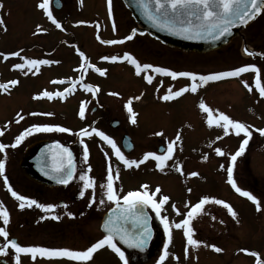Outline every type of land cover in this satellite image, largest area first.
<instances>
[{
	"label": "rangeland",
	"instance_id": "1",
	"mask_svg": "<svg viewBox=\"0 0 264 264\" xmlns=\"http://www.w3.org/2000/svg\"><path fill=\"white\" fill-rule=\"evenodd\" d=\"M0 2L3 5L0 7V17L4 21V25L0 26V53L9 54L20 51L21 56L26 59L52 61L50 64L39 66L38 71L35 69L28 70L27 68L20 70L13 67L16 63H23L20 57L9 55L8 59L5 60L3 56H0V83L8 85L7 91L0 90V130H3V135H0V143L8 146L5 150L6 156L4 153H0V159L5 160L4 176L8 180L15 179L18 171V161L21 158V155H17L16 151H22L27 147L30 141L29 136L36 139L59 134L62 140L69 138L70 141H73L78 137L77 132L83 128L91 127L93 122V119H90L91 111L97 105V101L103 104L104 108L102 112H96L95 116L117 117L122 120L124 116L128 115L125 105L131 99V105H137L135 108L137 107L140 114L146 118V121L143 122L146 125L143 129L144 139L143 137L139 139L138 135L136 137L134 135L135 129L129 128L130 133L139 142L138 150L131 157H137L142 152V148H145L147 152L157 154V148L160 144L164 145L166 143L167 146V141L169 143L174 141L177 153L176 163H184L187 155H194L193 158L199 155L197 156L198 159L203 157V160L194 163V165L198 164L194 168L198 171L201 170L203 174L199 185L209 186L210 191L229 203L237 213V216L233 218L223 206L213 203L208 204L207 210L211 211V214L209 213L206 217L200 215L193 220L194 238L203 241L207 245H215L222 251L216 252L214 248L206 247L204 244L199 247L188 246L186 237L178 234L174 236L175 245L179 248V253L181 248L185 252V254L184 252L181 254L183 259L181 263L257 264L258 259L264 261V136L256 131V129H264V97L259 95V91L252 81L253 75L251 72H245L244 75L238 77L239 79L233 81H222L221 86L212 91L215 97L213 99H216L217 102L209 100L210 102L206 104L213 110L211 129L215 130L209 132L208 125L207 132L205 127L193 117L191 111L192 100L194 99L191 97L193 96L183 93L170 101L162 100L161 97L165 91L159 88L158 85L155 86V82L147 83L144 78L145 75L138 78L132 69L123 66L112 67L109 63L110 60L102 59L104 56L120 57L122 54H114L107 45L103 44L101 46L94 43L90 33L92 30L89 28L72 27V24L80 20L91 22L94 19V23H103L104 25L111 23L106 0H84L83 14L76 8L68 14L64 11H54L56 19L60 23H64L65 33H62L60 28L42 17V10L37 6L41 0H0ZM67 2H65L66 5ZM78 3H80V0H77V5ZM113 7L115 23L120 26L122 23H128L129 28L137 24L122 0H113ZM262 18H264V15L258 21ZM260 25L261 23L258 22L250 25L239 41L245 43H241V47H245L243 48L244 51L248 49L253 53L259 52L263 54L262 56H250L243 50L244 53L242 54L237 50V47H232L231 49L222 50L221 53L211 54L201 59L195 56L191 57L189 54L181 55L164 49L147 37V41L142 47V55L139 57L142 61L146 59L148 63L162 64L166 67L171 66V63H176L177 70L183 71H186L187 62L188 65L189 62L196 63L199 68L205 63L206 71L212 72L231 71L236 67L252 64L253 61L264 65V26L261 27V33L257 34V39H254ZM127 32L125 26V29L123 28L119 35L123 36ZM74 35L79 38H77V43ZM104 35L105 37L109 35L108 30L107 34ZM80 52L84 53V57L80 56ZM178 59L180 60L178 61ZM182 62L183 66L181 65ZM85 63L100 69H106V74L102 76L92 67L83 68L81 71V66ZM188 65L187 69H189ZM189 66L191 68V65ZM261 73V85L264 86V66ZM13 79L18 80L19 83L14 86L11 85L9 82ZM65 82H72V84H63ZM245 82L252 88V91L248 90ZM84 84L98 87L99 92L93 94L85 90ZM69 88L72 91L65 92V89ZM214 88L210 87L211 90ZM175 89L178 90V88ZM172 90L174 91V89ZM44 91L64 92L63 97H54L53 99L57 98V101L66 99L65 101L69 102L66 105H59L54 103L55 100L51 101L46 97L35 98ZM110 93H118V95ZM135 97H139V99H135ZM82 102H87V112L85 110V124L80 125L82 119L78 113ZM220 112L236 121L245 123L249 126V131L252 132L244 153L237 158L234 164L231 161V155L239 149L244 137L243 134L236 135L233 130H229V133L225 135L223 128L216 126V118L213 117L219 116ZM32 113L37 115H32ZM48 113L52 115H48ZM20 116H23V119H20ZM205 116H208V114L205 113ZM45 123L67 127L72 132L34 133L27 136L17 147H11L15 143L16 136L21 135L27 128L35 124ZM104 126V130L108 129L106 124ZM155 130H162V134L167 132L169 139L168 137L167 139L161 138L160 141L150 137ZM218 131H221V133ZM177 134L180 135L179 141L175 139ZM93 136L94 133L91 136L83 137L87 138V140H83L89 150L87 164L97 166L95 163L99 161L100 167H92V170L98 171L95 173L96 175L101 174L100 179L104 184L106 183V169L109 162L108 153L99 148L100 146L97 145ZM78 138L77 147L81 151L83 145L80 143L81 138ZM216 148H220L224 155H218L215 151ZM81 153L82 163L85 164L83 151ZM205 157L207 158L205 159ZM220 165L221 180H219L220 172L217 170ZM229 167L233 168V179L236 181L237 186L242 190L250 191L259 199L261 202L260 211H257L253 202L237 193L228 183L227 169ZM93 177L98 183L99 176ZM143 179L152 185L159 182L165 183V186L176 194L172 205L177 203L175 206H178L181 211L186 210L189 200H195V197L192 198L190 194V192L194 195L197 194L198 185L194 181L180 187L177 177L165 179L158 174H154L150 169L146 171ZM3 181V176H0V183L3 184ZM122 181L125 183L126 189L133 185L129 183L125 176H122ZM178 188H180L182 197L178 196ZM101 189L105 190L104 188ZM153 190L154 187L150 189V194L153 193ZM102 193H105V191ZM98 208L100 210L99 202ZM38 221L39 226L43 224L42 226L48 234L53 233V224L49 225L50 218H44L42 221L38 219ZM81 221L83 222V225H81L83 227L82 233L79 232L76 236H73L75 239L71 238L68 244L77 246L79 237L89 236V232L92 233L95 219ZM96 221L98 224L99 219ZM24 229L25 226H23L20 233H23L21 235L25 241L26 232ZM38 230L37 226L35 232ZM38 234L41 233L33 235L37 243L40 244L47 239V236ZM95 235L96 232L93 230L92 237L98 238V235ZM47 244L49 245V241ZM251 252L258 253V256L251 255ZM159 257L148 259L145 264H159ZM113 264H123L116 253ZM129 264L131 263L129 262Z\"/></svg>",
	"mask_w": 264,
	"mask_h": 264
},
{
	"label": "flooded vegetation",
	"instance_id": "2",
	"mask_svg": "<svg viewBox=\"0 0 264 264\" xmlns=\"http://www.w3.org/2000/svg\"><path fill=\"white\" fill-rule=\"evenodd\" d=\"M68 1V2H67ZM67 2V5L66 3ZM83 3L84 0H80V3H78L77 5V0H52V4L50 5L51 10L53 11L54 16L56 17L54 11H64V13L68 14L71 13V11H74L75 8L79 11L82 12V14L84 13L83 10ZM107 3V9L109 10L108 7V0H106ZM78 6V7H76ZM67 7V8H66ZM113 0H111V23H107L106 25H104L103 23H94V19L91 22H84V21H76L74 24H72L73 28H80L81 26L84 28H89L90 33H91V37L92 40H94L93 42L96 43L97 45H101L103 46V44L111 50L112 49V53L114 54H122L120 57H118V60L116 62H113L110 60L109 63H111L112 67H125V68H130L135 72V68L133 65H131L130 63H128L127 61H123L122 58L124 56L125 53L131 54L132 56H134L141 64L143 63H148L145 59V61H142L140 59V55L141 51L143 50L142 47H144L145 43H146V39L148 37L149 40H151L153 43L158 44L160 47L167 49L169 51H174L176 53H179L181 55H185V54H189L191 57L195 56L196 58H206L208 55L211 54H218L221 53L222 50L225 49H231L232 47H237V50L239 52H242V54L245 52L243 50V48H245L243 46V48L241 47V43H243V41H239V39H241V36L243 35L244 31H239L235 34V36H233V38L231 39L230 43L225 46V47H220L217 50L214 51H210V52H198V51H194V50H188L185 51L181 48H177V47H171L168 45L163 44L161 41L151 37L149 35V33L142 28L138 23L133 27L129 28V24L128 23H122V25L120 26L118 23H115L114 20V13H113ZM42 17L45 19H47V21L49 20L47 18V16L44 14L43 10L41 11ZM264 15V12L261 13V15L255 20V22L253 23H261L259 31L256 33L254 39H257V34L261 33V27L264 26V18H262L261 20L258 21V19L260 17H262ZM50 21V20H49ZM51 22V21H50ZM83 22V23H81ZM93 22V23H92ZM62 25V27L60 28L62 33L66 32V28L64 23H60ZM115 24V29L113 27V25ZM126 26V31H128L125 35L120 36L119 33L120 31L123 30V28L125 29ZM123 27V28H122ZM107 30H108V34L110 35H106L105 37V33L107 34ZM133 31H135V35L133 36V39L131 40H124L125 37L132 35ZM75 37V35H74ZM78 36L75 37L76 39V43L78 42L77 40ZM79 39V38H78ZM109 40H124L123 43H119V44H108V43H104L103 41H109ZM75 43V44H76ZM245 44V43H243ZM244 52H243V51ZM253 52V51H252ZM263 54L256 52L255 56H262ZM254 56V55H252ZM180 59H178L179 61ZM177 62V59L175 60ZM254 62V63H253ZM252 64L256 65V67H258L260 69V83H261V69H263L264 65H260V63L253 61ZM152 64V63H150ZM154 65V64H152ZM171 66H163L162 64H156L154 66H160V67H166L169 68L170 70L173 71H183V70H177L176 68V63H171ZM181 65L183 66V62L181 63ZM187 65L188 62L186 64V71L189 72H193L196 73L198 75H208V74H213V73H217V72H221V71H206L205 68V63H203L202 66H200V68L198 66H196V63H191L189 62L188 68L187 69ZM203 68V69H202ZM251 72V74L253 75L252 77V81L256 86V76L257 74L255 72L252 71H248ZM146 74H152L153 75V81L155 82V86H159V88L163 89L164 94L166 93V91L168 90L169 87H171L172 89H174V91H176L177 89L175 88H182L185 86H189L191 85L192 81H190L188 78H184V77H180L177 78L175 80H173L171 77L168 76H164L161 74H156V73H144L142 72L140 75L136 76L138 78L142 77L143 75ZM241 75H244V73H242ZM239 77V76H238ZM238 77L236 79H238ZM145 78V77H144ZM234 80V79H233ZM233 80H228V81H233ZM221 79L220 80H216V81H208V82H199L197 81L196 83L198 84V89L195 93L191 92L190 90L188 92H185V94H189L194 98L192 100V105H191V111L193 113V117L196 118L198 120V122H200V124H202L206 131L208 132V116H205V112L199 107L200 103L203 101L205 104L209 103L211 100L213 102H217L213 92L214 90H216V88L218 86H221ZM68 83V82H65ZM64 83V84H65ZM210 87H215L213 90L210 89ZM92 100H96V99H92ZM210 100V101H209ZM69 101H54V103H58L59 105H66ZM135 106L137 105H131L133 111L136 113V123L133 124L131 123V119H130V114L127 110V107L125 105L126 111L128 113V115L124 116L123 119H118L117 117H109V116H95L94 114L98 111L103 110L104 105L99 103V101H97V105L93 107L92 109V115L90 116V119H93V122L91 123V127H89V131H91L92 128H95L97 130L103 131L106 135L110 136L116 143L117 140V146L120 148L121 152L124 154V156L128 159H133V160H142L144 155L147 153V151L145 150V148H142V152L137 155V157H131L133 155V153H135L136 150H138V141L136 140L135 136L141 139V137H143L144 139V134H143V129H144V123L146 121V118L143 117V115L140 114V110H137V107L135 108ZM135 108V109H134ZM87 112V109H86ZM213 118L218 119V115ZM86 118L84 117L81 121L80 125L85 124V120ZM100 123V125H99ZM141 123V124H140ZM153 123V122H152ZM193 124H195L194 122H192ZM102 124V125H101ZM107 125L108 129H105L104 125ZM148 124V121H147ZM152 125V124H151ZM154 125V124H153ZM104 126V127H103ZM202 126V127H203ZM81 127V126H80ZM142 127V128H141ZM129 128H134L135 129V136L132 135L129 131ZM195 128V127H194ZM204 129V128H203ZM210 131L209 132H214L215 129H211V126H209ZM142 131V132H141ZM154 134H152L150 137H154V139L160 140L161 138L167 139V135L168 133L165 132L162 135H156V133H162V130H155L153 131ZM151 132V133H153ZM219 133H221V131H218ZM118 135V137H117ZM128 137L130 142L129 145L130 147H128L127 149H125L122 145V141L124 137ZM96 140V143L98 146H100L99 148H101L102 150L107 151L108 153V158H109V162L111 163V166L113 168V173L115 175V172L118 170L119 172V179H116L114 181V186L117 190L118 195H120L121 197L126 194L129 191H133V190H140L141 186L144 184H147L149 186V191L150 189H152V187H154L153 192H155V189L157 187L160 188V193L156 194V200L157 202L160 201V199H162V197L164 195H167L170 199L168 200L167 203H165L161 209V215L157 216L155 211L149 206L147 207V211L148 214L150 216V226L152 229V238L149 241L148 247L143 249V250H136V249H125L123 247L120 246L119 243H117V246L120 247L124 252L126 257H128V261L131 264H145L148 259H156L159 256L163 255L164 253V246L167 244L168 245V256L165 258V260L163 261V264H182L181 261L182 256L181 254L184 252L183 249L181 248V252L179 253V248L177 247V245H175V239L174 236L181 234L183 237V229H176L174 227V223H178L180 221H182L183 219L186 218L185 214L186 212L190 209V207L194 204H196L197 202H199V200L203 197H214L217 199H221V197L219 195H216L213 191H210L208 188L209 186L205 185V186H200L199 185V181L202 180L203 178V174L200 171H198L196 168H194L195 166H197L198 164L194 165L195 162H198L200 160H203V157L201 159H198L197 155L195 158H193L194 155H190L186 157L185 162L184 163H176V148L173 145L174 151L172 154V158L167 160L165 162V166L163 168V171L160 170V168L157 167V162L149 159L147 161H145L144 163H141L139 167H135L133 166L132 168H127L123 165V163L117 158V156L115 155L114 150L111 148V146L101 140L98 136H96L94 134L93 136ZM30 141L27 145V147L22 150V151H16L17 155H21L20 160L18 161V171L17 174L15 176L14 180H8V183L12 186L13 190L17 191L19 194L25 195L26 197L32 198L37 200L40 203L43 204H55L57 205L56 211L55 213L49 214V213H45L43 212L41 209L36 208L35 206L29 208V207H25L23 210H21L17 205L18 202L15 200V198H13L11 196V194L9 193V191L7 190V185H5L4 181L3 184L0 183V201L3 202L4 206L7 208V210L10 213V222L8 225H3L2 223V219H0V226H4L6 227V230L9 232L10 234V239H16L21 246H43V247H50V248H68L71 250H86L89 246H91V244L97 242L99 239L103 238V236L105 235V233L103 231H101V224H102V219L103 217L114 207L116 206L114 203L109 202L107 200V197L105 195L104 192L105 190L101 189L103 188V181L100 179L102 176L100 175H96L95 173L98 171H93L92 167L94 168H98L97 166L100 167V163L99 161H96L95 164L96 165H85L82 163V151L83 148L80 149L77 147L78 146V141L79 138L76 137L75 140L70 141L71 139H65L62 140V137L59 134H53V136L51 137H43V138H33L30 137ZM78 138V139H77ZM85 140H87V138H83ZM91 139V138H89ZM169 139V137H168ZM50 141L53 143H60L66 147H68L72 153H73V157L76 163V178L73 179L72 181H70L67 185H62L59 183H54L52 184L53 186H47L44 184H39L29 178H27V176L24 175L23 170L21 168V162L24 158L25 152L27 150V148L29 146H31L32 144L39 142V141ZM169 142L167 141V146L166 143L164 145H159L157 148V155H164L166 154V149L168 147ZM163 147L164 150L163 152H159V149ZM178 160V158H177ZM187 161V162H186ZM108 162V164H109ZM88 163V162H87ZM91 167V172L90 175L92 176H99V182L97 183L96 180V187L95 190L93 192V190L89 189L87 191H85V194L83 196L80 195L81 191H84L83 186H82V182L79 180V175L82 173V171L86 170L88 167ZM102 166V165H101ZM149 169L151 170V172H153L154 174H158L160 176H162L163 178H169L171 179L172 177H177L179 179V186L182 187L187 185V183H190L192 181H194L197 185V194H193L190 191L191 197H195V200L191 199L188 202V205L185 211H181V209L177 206L176 209H179V215L177 214V212L173 209L172 207V203L173 199L176 198V194L173 193L170 188L165 186V183H157L155 185H152L151 183L147 182L144 178V174L146 173V171H149ZM96 170V169H95ZM107 170V169H106ZM220 174H219V180H221V165L220 167L217 169ZM192 172H197L198 175L197 176H192L191 173ZM16 173V171H15ZM92 176V177H93ZM107 176V174H106ZM122 176H125L126 179L129 181L130 184H133L130 186L129 189H126L124 186L125 183L122 181ZM94 178V177H93ZM139 180V181H137ZM142 180V181H141ZM129 184V185H130ZM210 191V193H209ZM178 196L182 197V194L180 192V188H178ZM95 196V203L92 202V197ZM103 199L105 202L103 204H101L99 201ZM8 202V204H7ZM98 202L100 203V210L98 208ZM109 203V205L107 206V204ZM122 203V201H121ZM177 203H175L174 205H176ZM210 204V203H208ZM208 204L205 205V208L203 210L202 213L198 214L197 216H208V214H211V211L209 212L207 210L208 208ZM214 204V203H213ZM64 205H67V207L65 208ZM103 205V206H102ZM105 205V206H104ZM169 205V207H167ZM100 211V214H99ZM73 213V216H69L67 213ZM58 215L59 216V220H53L50 218V222L49 225L53 224V233L48 234L47 230H44L45 228L42 226L43 224H41L39 226V221L38 219H40L41 221L44 220V218H49L50 215ZM206 214V215H205ZM100 216V217H99ZM167 217L171 226V231H172V241L171 243H169V238H168V233L165 232L164 229V225L161 222V217ZM195 216V218L197 217ZM211 217V216H210ZM99 219V223L97 224V221ZM194 218V219H195ZM88 220V219H95V223L93 226V230L96 232V235H98V238H93L92 234H93V230L92 233L89 232V236H85V237H79V242L77 246H74L73 244H68V242H70L71 238L75 239V237L79 232L80 234L82 233L81 230L83 227H81V225H83L81 220ZM193 219V220H194ZM172 221V222H171ZM194 224V222L192 221V225ZM23 226H25L24 231L26 232V236H25V241L22 238L23 233ZM38 226L39 230L37 232H35V228ZM35 227V228H34ZM35 233H41L38 235H45L47 236L46 240H43L42 243H37L35 241V239L33 238V235ZM194 233H195V229H194ZM22 234V235H21ZM55 236V237H54ZM49 241V245L47 244ZM3 238H0V243H3ZM25 242V243H24ZM47 244V245H46ZM184 248V247H183ZM187 253V252H186ZM185 254V252H184ZM183 254V255H184ZM185 256V255H184ZM114 257H115V253L108 248L107 246H104L103 248L97 250L94 254L91 260L87 261V262H79V261H73V260H69L67 258H54V259H48V258H40L37 257V259L35 261H33L30 257V255H24L21 254V264H113L114 261ZM2 260V261H1ZM0 264H15V257H14V250L9 249L8 251V255L6 256H2L0 257ZM160 264V262H159Z\"/></svg>",
	"mask_w": 264,
	"mask_h": 264
},
{
	"label": "snow or ice",
	"instance_id": "3",
	"mask_svg": "<svg viewBox=\"0 0 264 264\" xmlns=\"http://www.w3.org/2000/svg\"><path fill=\"white\" fill-rule=\"evenodd\" d=\"M143 2V0H142ZM155 4V10L150 8L149 4ZM52 4V0H41L38 3V8L43 10L44 14L47 18L54 24L57 28H61L62 25L56 19L51 10L50 5ZM2 2H0V7H2ZM146 14L148 18L153 21V23L157 24L159 27L166 28L169 31H173L177 35H184L188 39H197L203 38L205 35L211 36L213 39H220L222 37L228 36L231 34V29L237 23L246 24L249 20L254 19L258 14L264 12V0H149V3H145L144 5ZM109 14L111 15V0H108ZM193 18L198 23H193ZM177 22L179 25L177 26ZM83 23V22H81ZM4 25L3 18L0 17V26ZM115 29V24L113 25ZM6 30V27H5ZM135 35V31H133L132 35H129L124 38V40H131ZM124 40H109L103 41L108 44H119L123 43ZM246 53L250 56L255 55L252 51L245 49ZM20 57L23 60V63H16L13 65L15 69L24 70L27 68L28 70H39V66L47 65L52 63V61L46 59H26L21 56L20 51H14L9 54L0 53V56H3L5 60L8 59V56ZM80 56L84 57V53L80 52ZM86 59V58H85ZM104 60H111L116 62L118 60L117 56H104L102 57ZM123 61H127L131 65L134 66L135 72L137 75H140L142 72L144 73H156L164 76L171 77L173 80L184 77L188 78L192 81L190 87L185 86L176 91H173L171 87L168 88L167 92L161 97L164 101H170L174 98L181 96L183 93L188 92L189 90L195 93L198 89L197 81L199 82H208V81H216L222 78L229 77H238L242 73L252 71L257 74L256 76V87L259 91V95L264 97V86L260 83V69L256 67L254 64H248L245 66L236 67L231 71H222L208 75H198L189 71H173L166 67L154 66L150 63L141 64L134 56L131 54L125 53L122 58ZM92 67L94 70L100 75L106 74V69H100L95 67L94 65H90L85 63L81 66V71L83 68ZM145 79L147 83L151 84L153 81L152 74H146ZM11 85H17L19 83L18 80H11L9 82ZM245 86L248 87L249 91H252V88L247 85L245 82ZM85 90L92 92L93 94L99 92L98 87H94L93 85L85 84ZM8 85L4 83H0V90L7 91ZM72 89H65V92H71ZM112 95H118V93H110ZM64 92H49L44 91L41 94H38L35 98L40 99L46 97L51 100L54 97H63ZM135 99H139V97H135ZM132 100L130 99L127 102V110L130 114L131 123L135 124L136 121V113L133 111ZM87 107V102H82L79 109V116L81 119L85 117V110ZM199 107L208 114V125L212 126L213 124V110L205 104L203 101L200 103ZM32 115H37L36 113H32ZM48 115H52L48 113ZM23 119V116L19 117ZM18 122V121H17ZM216 126L223 128L225 135L229 133V130H233L236 135L243 134L242 143L239 149L235 152V154L231 155V161L233 164L236 162L237 158L240 157L244 151L245 146L249 143V138L252 136V132L249 131V126L243 122L236 121L224 114L223 112L219 113L218 119L215 121ZM257 132L261 136H264V129H256ZM71 133L72 130L67 127L53 125V124H35L32 127L27 128L21 135L16 136L15 143L11 145V147L15 148L29 135L34 133ZM98 136L101 140L107 142L111 148L114 150L117 158L123 163V165L127 168H132L133 166L139 167L141 163L152 159L157 162V167L163 171L165 166V162L172 158V154L174 151L173 145L174 141L168 144L166 149V154L157 155L155 152H147L142 160H133L128 159L121 152L120 148L117 146L115 141L108 135H106L103 131L92 128L89 131L88 128H83L79 132L76 133L78 137H80V143L83 145V161L87 164L89 159V150L87 144L84 143L83 137L91 136L92 134ZM0 135H3V130H0ZM156 135H162V133H156ZM176 141L180 140V135L177 134ZM8 146L0 143V153H4L6 156V148ZM218 155H224V152L220 148L215 149ZM49 156L51 159L50 171L45 170L42 167V171H44L45 175H49L52 179L56 180L57 183L62 185H67L70 181L76 178V163L73 157L72 151L60 144L56 143L54 146L49 147ZM207 157H205L206 159ZM5 172V160L0 159V176H3L4 183L7 185V190L11 194L13 198L18 202V207L23 210L25 207H33L35 206L38 209H41L45 213H55L57 205L55 204H43L38 202L35 199L26 197L25 195L19 194L17 191L13 190L12 186L8 183V178L4 176ZM91 167L89 166L86 170L82 171L79 175V180L82 182V186L84 191L80 192V195L83 196L85 191L91 189L95 190L96 182L95 179L90 175ZM192 176H197V172H192ZM227 177L228 183L232 186L233 189L241 196L246 197L251 202L256 205L257 211L261 210V202L259 199L252 194L250 191L242 190L237 186L236 181L233 179V168L229 167L227 169ZM119 179L118 170L113 173V168L111 163L109 162L107 168V176L106 183L102 185L105 189V195L109 202H112L116 205V208L113 209V214L115 215V220L112 215H109L108 219L105 220L102 227L105 231V235L103 238L99 239L97 242L91 244L86 250H71L68 248H50L43 246H21V244L16 239H10V234L6 230V227L0 226V238H3V243H0V257L8 255L9 249L14 250L15 264H21V254L30 255L31 259L35 261L37 257L40 258H67L73 261L79 262H87L92 259L93 254L107 246L114 253H116L119 259L123 262V264H129L128 258L125 255V252L117 246V238L119 242L127 245L129 248L141 249L143 250L148 245L149 241L152 238V229L148 223V216L145 214V208L151 207L157 216L161 215V209L165 203L170 199L167 195H164L159 202L156 200V194L160 193V188L157 187L155 192L150 194L149 186L144 184L141 186L140 190L129 191L124 194L122 197L118 195L117 190L114 186V181ZM189 191H191L189 189ZM122 201V203H121ZM92 202L95 203V196L92 197ZM103 204L105 201L101 199L99 201ZM208 203H214L216 205L223 206L228 213L235 218L237 213L234 211L233 207L222 199H217L214 197H203L196 204L192 205L190 209L186 212V218L178 223H174V227L176 229H183V235L186 237L187 245L191 247H199L201 244H204L206 247H212L216 252H221L222 249L215 245H207L203 241H199L194 238V229L192 227V221L198 214L202 213L205 205ZM66 208L67 205H64ZM173 209L179 215V209H176L175 205H172ZM70 217L73 216V213H67ZM51 219L59 220L58 215H50ZM0 219H2L3 225H8L10 222V213L7 208L4 206L3 202L0 201ZM123 221L124 224H127L131 221V224L134 226L133 231H129V229L118 222ZM161 222L164 225L165 232L168 233L169 243L172 241V231L168 218L161 217ZM165 250L163 255L159 257L160 264H163V261L168 256V245L164 246ZM187 251V249H186ZM253 256H258V253L251 252ZM257 264H264V261L257 260Z\"/></svg>",
	"mask_w": 264,
	"mask_h": 264
},
{
	"label": "water",
	"instance_id": "4",
	"mask_svg": "<svg viewBox=\"0 0 264 264\" xmlns=\"http://www.w3.org/2000/svg\"><path fill=\"white\" fill-rule=\"evenodd\" d=\"M122 1L126 5L127 9L131 11L132 16L137 21V23H139L150 34L151 37L161 41L165 45L181 48L185 51L194 50L198 52H210L217 50L220 47L226 46L231 41V38L238 31L246 29L261 14L260 13L254 19L249 20L246 24L237 23L232 27L230 35L222 37L220 39H213L211 36H207V35H205L203 38L188 39L184 35H177L173 31H169L168 29L159 27L157 24L153 23V21L148 18V15L146 14L145 8L143 6L145 3H149V0H143V2L142 0H122ZM149 6L154 12L155 4L150 3ZM193 23L195 24L198 22L193 18ZM177 26L179 27L182 25H179V23L177 22ZM122 142H123L122 145L125 149L130 147L129 145L130 140L127 136L123 138ZM55 144L56 143L43 140L36 142L27 148L24 158L21 162V168L23 170L24 175L27 176V178L39 184H44L51 187L53 186L52 184L56 183V180L52 179L49 175H45L44 171L41 170L43 167L45 170L50 171L49 166L51 164V159L48 154L49 147L54 146ZM163 150H164L163 148H160V152H162ZM115 208L116 206H114L102 219L101 231H103L104 233L105 231L102 225L105 222V220L108 219L109 215H112L113 219L115 220L116 217L112 211ZM144 211L149 218L148 223L150 226V216L147 212V208H145ZM118 223L127 227L129 231L134 230V226L131 224V221H129L127 224H124L123 221H120ZM116 242L119 243L121 247L127 250L135 249V248H129L127 245L119 242L118 238ZM147 247L148 245L146 246V248ZM136 250H141V249H136Z\"/></svg>",
	"mask_w": 264,
	"mask_h": 264
}]
</instances>
